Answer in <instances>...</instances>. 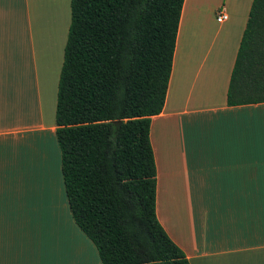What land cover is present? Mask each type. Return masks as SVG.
Segmentation results:
<instances>
[{
  "label": "crops",
  "instance_id": "crops-1",
  "mask_svg": "<svg viewBox=\"0 0 264 264\" xmlns=\"http://www.w3.org/2000/svg\"><path fill=\"white\" fill-rule=\"evenodd\" d=\"M251 3L183 1L151 116L156 215L190 264H264V102L226 101ZM69 23L70 0H0V264H101L72 217L56 137Z\"/></svg>",
  "mask_w": 264,
  "mask_h": 264
},
{
  "label": "trees",
  "instance_id": "trees-1",
  "mask_svg": "<svg viewBox=\"0 0 264 264\" xmlns=\"http://www.w3.org/2000/svg\"><path fill=\"white\" fill-rule=\"evenodd\" d=\"M183 1L70 0L56 137L72 217L101 264H190L156 215L150 141ZM226 101L264 102V0H252Z\"/></svg>",
  "mask_w": 264,
  "mask_h": 264
},
{
  "label": "built area",
  "instance_id": "built-area-1",
  "mask_svg": "<svg viewBox=\"0 0 264 264\" xmlns=\"http://www.w3.org/2000/svg\"><path fill=\"white\" fill-rule=\"evenodd\" d=\"M226 18V13L223 9V7H221L219 10H218V16H217V20L218 21H222L223 19Z\"/></svg>",
  "mask_w": 264,
  "mask_h": 264
},
{
  "label": "rangeland",
  "instance_id": "rangeland-1",
  "mask_svg": "<svg viewBox=\"0 0 264 264\" xmlns=\"http://www.w3.org/2000/svg\"><path fill=\"white\" fill-rule=\"evenodd\" d=\"M62 53V52H61ZM62 57H63V53H62ZM168 141L171 143L172 141H174L171 137L168 136Z\"/></svg>",
  "mask_w": 264,
  "mask_h": 264
}]
</instances>
